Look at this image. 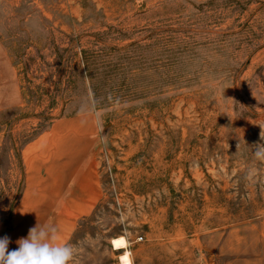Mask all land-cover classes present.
I'll list each match as a JSON object with an SVG mask.
<instances>
[{
    "label": "rangeland",
    "instance_id": "374dc122",
    "mask_svg": "<svg viewBox=\"0 0 264 264\" xmlns=\"http://www.w3.org/2000/svg\"><path fill=\"white\" fill-rule=\"evenodd\" d=\"M262 129L264 0H0V237L55 133L99 189L73 264H264Z\"/></svg>",
    "mask_w": 264,
    "mask_h": 264
},
{
    "label": "crops",
    "instance_id": "0c3cea01",
    "mask_svg": "<svg viewBox=\"0 0 264 264\" xmlns=\"http://www.w3.org/2000/svg\"><path fill=\"white\" fill-rule=\"evenodd\" d=\"M72 136L67 135L66 137L71 138ZM57 140V134L53 133L44 144L36 140L30 144L32 149L26 157L27 160L24 161L25 188L18 207L39 205L40 208L38 215L24 217L23 222L18 226L15 225V230L9 234L12 237L11 244L15 249L18 247L16 241L28 235L27 227L33 220H41L42 225H55L59 232L60 242L63 243L68 237L69 230L66 229L69 226H63L61 222H70L71 216L76 213L87 214L89 207H92L99 197L95 172L89 155L76 157V149L81 139L80 143L76 139H68L63 151ZM61 155H63L62 160ZM82 206L88 208L79 213ZM18 214V220H21L22 215L26 216V214ZM16 216L15 212L13 216L15 220Z\"/></svg>",
    "mask_w": 264,
    "mask_h": 264
},
{
    "label": "clouds",
    "instance_id": "9594fccd",
    "mask_svg": "<svg viewBox=\"0 0 264 264\" xmlns=\"http://www.w3.org/2000/svg\"><path fill=\"white\" fill-rule=\"evenodd\" d=\"M260 136L264 140V129ZM254 155L258 160H264V144L255 145ZM114 242L122 243L116 246ZM10 243L7 235L0 237V264H73L78 255L76 246L60 242L58 229L53 224L37 223L29 229L26 237L16 241V249L9 250ZM113 247L117 251L124 250L119 256L120 264H133L134 257L127 233L114 240Z\"/></svg>",
    "mask_w": 264,
    "mask_h": 264
},
{
    "label": "snow or ice",
    "instance_id": "6c2138e0",
    "mask_svg": "<svg viewBox=\"0 0 264 264\" xmlns=\"http://www.w3.org/2000/svg\"><path fill=\"white\" fill-rule=\"evenodd\" d=\"M114 243H116V246H120V244H121L122 242H114Z\"/></svg>",
    "mask_w": 264,
    "mask_h": 264
},
{
    "label": "bare ground",
    "instance_id": "6f19581e",
    "mask_svg": "<svg viewBox=\"0 0 264 264\" xmlns=\"http://www.w3.org/2000/svg\"><path fill=\"white\" fill-rule=\"evenodd\" d=\"M114 240H116V239H114ZM114 240H112V244H113V241H114Z\"/></svg>",
    "mask_w": 264,
    "mask_h": 264
}]
</instances>
